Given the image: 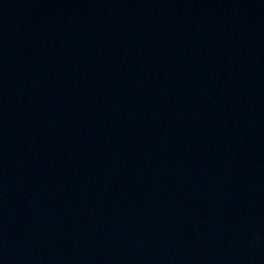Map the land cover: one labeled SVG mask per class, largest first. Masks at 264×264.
Returning <instances> with one entry per match:
<instances>
[{
	"label": "water",
	"instance_id": "95a60500",
	"mask_svg": "<svg viewBox=\"0 0 264 264\" xmlns=\"http://www.w3.org/2000/svg\"><path fill=\"white\" fill-rule=\"evenodd\" d=\"M0 264H264V0H0Z\"/></svg>",
	"mask_w": 264,
	"mask_h": 264
}]
</instances>
